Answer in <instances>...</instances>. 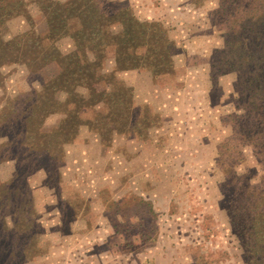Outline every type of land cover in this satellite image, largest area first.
<instances>
[{
    "label": "rangeland",
    "instance_id": "1",
    "mask_svg": "<svg viewBox=\"0 0 264 264\" xmlns=\"http://www.w3.org/2000/svg\"><path fill=\"white\" fill-rule=\"evenodd\" d=\"M46 1L0 0V264H264L252 12Z\"/></svg>",
    "mask_w": 264,
    "mask_h": 264
},
{
    "label": "trees",
    "instance_id": "2",
    "mask_svg": "<svg viewBox=\"0 0 264 264\" xmlns=\"http://www.w3.org/2000/svg\"><path fill=\"white\" fill-rule=\"evenodd\" d=\"M9 2H12V1H9ZM37 2L40 5L48 3L46 0H37ZM83 3H85V0H83L82 2H80L78 4H75L73 2H69L63 6L59 5L60 7H58V8H56V6H53V4H52V6L54 8V12H53L52 16L53 15H56L57 17L62 16L64 14V11L67 12L69 15H71L70 14L71 11H74L77 15V13H80V9H81ZM233 4L236 6L234 9L239 11L240 15H238V17L236 18L239 21H244L246 19V17H244V15H241L242 10L252 12L253 18L250 21L246 22V25L247 24L251 25L252 23H260L261 26L263 27V30L261 31V33H257L255 36H257V38H259V37L264 38V0H235V2H233ZM2 6L3 5H0V10H1ZM7 8H9L8 5L6 6V9ZM65 17H68V16L65 15ZM79 19L82 20L81 17H79ZM87 20H89V22H90V20H91L90 16L86 17L85 22ZM100 26H102V23L100 24ZM100 26H96V30H95L96 34L101 33ZM249 61H250V67L254 68V72H251V73H254L253 77H251L250 80L248 78V81L250 83L249 86L250 87L252 86L251 94H253L254 97H257L262 93L260 95L261 97L257 98L256 100H253V103H252V105L254 106L252 111H253V113H256L259 111V109H258L259 107H258L257 103L262 101V98L264 100V53L262 54V56L260 58H251V60H249ZM253 85L259 86L258 91H254ZM261 105L264 108V103ZM261 114L264 115V111ZM29 118L33 119V120H37V118L34 119V116H31V117L29 116ZM28 131H31V129H29Z\"/></svg>",
    "mask_w": 264,
    "mask_h": 264
}]
</instances>
